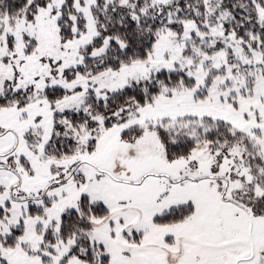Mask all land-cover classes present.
<instances>
[{"label":"snow or ice","instance_id":"snow-or-ice-1","mask_svg":"<svg viewBox=\"0 0 264 264\" xmlns=\"http://www.w3.org/2000/svg\"><path fill=\"white\" fill-rule=\"evenodd\" d=\"M0 264H264V0H0Z\"/></svg>","mask_w":264,"mask_h":264}]
</instances>
